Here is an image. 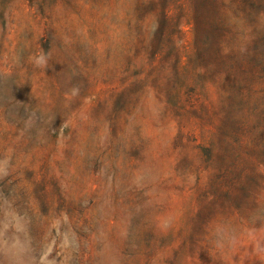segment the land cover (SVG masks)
<instances>
[{"label":"rangeland","instance_id":"obj_1","mask_svg":"<svg viewBox=\"0 0 264 264\" xmlns=\"http://www.w3.org/2000/svg\"><path fill=\"white\" fill-rule=\"evenodd\" d=\"M0 264H264V0H0Z\"/></svg>","mask_w":264,"mask_h":264}]
</instances>
